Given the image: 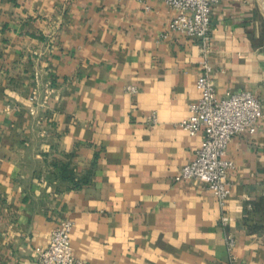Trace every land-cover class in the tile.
Instances as JSON below:
<instances>
[{"label":"crops","instance_id":"0c3cea01","mask_svg":"<svg viewBox=\"0 0 264 264\" xmlns=\"http://www.w3.org/2000/svg\"><path fill=\"white\" fill-rule=\"evenodd\" d=\"M174 14L163 0H0V264H39L63 218L88 264H264V115L228 143L223 209L205 182L175 179L203 136L180 122L204 43L169 30ZM211 28L217 95L251 90L264 111V0H219Z\"/></svg>","mask_w":264,"mask_h":264},{"label":"built area","instance_id":"2783aa9c","mask_svg":"<svg viewBox=\"0 0 264 264\" xmlns=\"http://www.w3.org/2000/svg\"><path fill=\"white\" fill-rule=\"evenodd\" d=\"M145 1V0H141ZM175 14L168 29L191 37H197L204 43L200 59L201 73L196 87L199 98L190 105L189 114L180 122L181 127L190 134L202 132V140L191 160L183 164L175 175L176 180L198 179L217 197L222 209L231 193L232 183L228 173L234 167L232 159L227 157V147L231 137L241 131L255 132L264 115L260 98L251 90H227L224 96H218L212 76V63L208 43L211 39L212 7L219 0H163ZM164 37L167 32H164ZM44 94L33 89L29 99L35 106L30 108L36 113V106L43 105L52 91L51 84H45ZM126 89L137 91L136 86L127 85ZM155 120V116L152 117ZM228 216L222 213L223 225L228 223ZM73 221L63 218L53 229L48 244L38 252L39 264H88L74 254L71 244ZM235 239L227 238L230 256L233 258Z\"/></svg>","mask_w":264,"mask_h":264}]
</instances>
